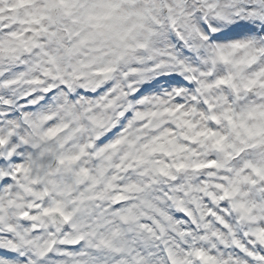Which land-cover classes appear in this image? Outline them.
Instances as JSON below:
<instances>
[{"label": "snow or ice", "instance_id": "obj_1", "mask_svg": "<svg viewBox=\"0 0 264 264\" xmlns=\"http://www.w3.org/2000/svg\"><path fill=\"white\" fill-rule=\"evenodd\" d=\"M0 264H264V0H0Z\"/></svg>", "mask_w": 264, "mask_h": 264}]
</instances>
